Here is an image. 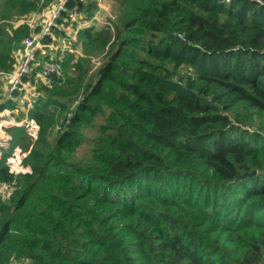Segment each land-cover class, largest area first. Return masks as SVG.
<instances>
[{
  "label": "trees",
  "instance_id": "1",
  "mask_svg": "<svg viewBox=\"0 0 264 264\" xmlns=\"http://www.w3.org/2000/svg\"><path fill=\"white\" fill-rule=\"evenodd\" d=\"M53 1L0 0V21ZM113 1L116 24L80 29L37 87L36 140L9 130L29 173L0 159V264H264V0ZM28 33L0 26V72Z\"/></svg>",
  "mask_w": 264,
  "mask_h": 264
},
{
  "label": "built area",
  "instance_id": "2",
  "mask_svg": "<svg viewBox=\"0 0 264 264\" xmlns=\"http://www.w3.org/2000/svg\"><path fill=\"white\" fill-rule=\"evenodd\" d=\"M29 1L35 3L38 8L42 7L45 3V0ZM67 1L54 0L38 12L34 11L0 21V26L6 25L9 30L20 26L28 28V35L19 43L13 53L14 63L11 71L7 73L0 72V89H3L5 92L4 101L16 103L15 110L11 113H23L22 119L15 122L14 125L24 128L32 142L37 138L39 127L34 120L28 117V111L32 103L39 96L37 87L39 85L49 87L51 77L60 75L62 69L61 57L55 58L58 52H75L71 48V45L77 41V33L80 29L95 24L112 27V21H114L112 14L103 5V0H94L95 8L89 19L81 17L77 9L69 13L68 17H62V14L66 12L65 5ZM75 16H78L80 22L76 23ZM74 23L77 25L73 26ZM54 29L62 31L64 36L61 38L54 36ZM45 38H49L50 42L45 43ZM1 52L0 46V54ZM76 52L78 53V51ZM37 53L41 57L49 55V60L36 62ZM92 62L96 66L99 65L96 59H93ZM24 78H26V82L23 81ZM15 92L19 96L14 98L13 94ZM8 113V110H0V142L3 143L8 140H5L6 136L2 131V128L8 125V122L4 120V116H8ZM25 156L20 150H15L5 157L10 173H29V168L25 167L26 169H23V166L19 163ZM14 161L16 164H13ZM10 189V185L0 184V196L7 198Z\"/></svg>",
  "mask_w": 264,
  "mask_h": 264
},
{
  "label": "rangeland",
  "instance_id": "3",
  "mask_svg": "<svg viewBox=\"0 0 264 264\" xmlns=\"http://www.w3.org/2000/svg\"><path fill=\"white\" fill-rule=\"evenodd\" d=\"M102 3L109 10V12L112 14V16L114 17V25H115L119 16H120V12L118 11V8L120 6L119 2L113 1V0H103ZM1 12L4 13L6 15V17H8L10 15V12L5 11L4 9L2 11L0 10V13ZM74 18H75V21H77L76 23L80 22V19L78 18V16H75ZM76 23H74L73 26H76L77 25ZM78 51L81 53V51L79 49H78ZM96 57H98V56H95L94 59H96V60L98 59V61L100 62V59L96 58ZM174 75H175L174 81H178L180 83V85L185 86L187 83L186 82L187 77L193 76V70L190 67H187L186 65H182L179 68H177ZM4 97H5V92L3 91V89H0V103L3 102L2 100L4 99ZM219 108H221V107H219ZM11 112L12 111H9V113L7 114L8 116H4V120H6L8 122V125H5L4 128H2V131L4 132V134L6 136L5 140L6 139H8V140L5 143L0 142L1 143L0 158H2L3 155L7 154V152H9V151L13 152L15 150H20V148L16 147V146L14 147V149H12V146H13V143L15 140H21L23 138V136H22L23 134L19 130H17V131L14 130L13 132H9V130L11 128H21L22 129V127L14 125V123L16 122L15 120L20 121L22 119V114H19V112L17 114H12ZM220 112L222 115L228 116V118L232 121V123H235L232 116L227 115L225 112H222L221 110H220ZM24 113H25V111H24ZM12 121H14V122H12ZM81 129H84V125L81 126ZM93 132H95V131H93L89 128L86 131L87 134H91ZM85 141H86V139H85ZM87 149H88L87 146L79 149V154H78V156H76L77 161H82V159L84 157H89V152L87 151ZM24 154L27 155L26 153H24ZM19 163H21V165L23 166V158L19 161ZM13 164H16V162L14 161ZM23 169H26V168L23 166Z\"/></svg>",
  "mask_w": 264,
  "mask_h": 264
},
{
  "label": "water",
  "instance_id": "4",
  "mask_svg": "<svg viewBox=\"0 0 264 264\" xmlns=\"http://www.w3.org/2000/svg\"><path fill=\"white\" fill-rule=\"evenodd\" d=\"M256 174H257L256 171H252L250 174H244L243 177H245V176L253 177Z\"/></svg>",
  "mask_w": 264,
  "mask_h": 264
},
{
  "label": "crops",
  "instance_id": "5",
  "mask_svg": "<svg viewBox=\"0 0 264 264\" xmlns=\"http://www.w3.org/2000/svg\"><path fill=\"white\" fill-rule=\"evenodd\" d=\"M3 101V100H2ZM14 119V118H13ZM15 120V119H14ZM16 122H18L17 120H15ZM13 122V121H12Z\"/></svg>",
  "mask_w": 264,
  "mask_h": 264
}]
</instances>
